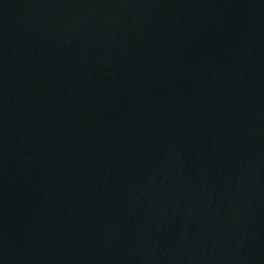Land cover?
Listing matches in <instances>:
<instances>
[{
    "label": "water",
    "instance_id": "water-1",
    "mask_svg": "<svg viewBox=\"0 0 264 264\" xmlns=\"http://www.w3.org/2000/svg\"><path fill=\"white\" fill-rule=\"evenodd\" d=\"M0 264H264V0H0Z\"/></svg>",
    "mask_w": 264,
    "mask_h": 264
}]
</instances>
